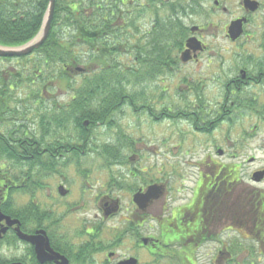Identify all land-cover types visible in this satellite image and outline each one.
Segmentation results:
<instances>
[{
	"label": "flooded vegetation",
	"instance_id": "af4514ba",
	"mask_svg": "<svg viewBox=\"0 0 264 264\" xmlns=\"http://www.w3.org/2000/svg\"><path fill=\"white\" fill-rule=\"evenodd\" d=\"M122 3L130 18L126 25L136 26L130 45L137 44L138 39L144 44L138 52L131 47L130 54H125L131 70L138 71L135 66L141 67L137 75L144 82L143 94L164 83L160 79L162 74L180 77L188 71L189 78L183 76L171 80V84L195 102L178 108L172 119L181 116L187 120L189 115L190 122L186 124L205 140L210 138L211 154L215 152L218 156H236L240 140L264 141V24L256 25L255 33L248 30L252 18L264 12V0H122ZM166 8L176 9L172 16L185 26L182 47L170 55L174 60L167 62L162 46L155 48L152 40L154 19L164 20L170 13ZM196 16L204 17L205 24H192L191 18ZM240 20L242 34L232 40L230 28ZM116 24L121 22L115 19L112 25ZM197 45L194 51L191 46ZM7 58L10 57H0V61L11 60ZM92 68L98 71L100 66L94 64ZM79 69L85 74L89 68L84 64ZM3 82L0 77V87ZM128 87L136 88V83ZM201 95L210 98L198 102ZM136 103L119 102L108 112L112 115L111 138L105 142L109 147L108 164L89 165L88 159L101 157L105 151L99 148L103 143H95L96 131L105 127L104 121L92 124L84 120L81 126L87 132L83 135L76 134L74 124L69 122L60 140L67 143L52 145L49 150L38 149L43 157L56 162L47 171L51 180L44 185L45 192L43 188L26 194L28 203L20 196L14 200L18 214L27 218V222L12 218L18 221V226L7 229L2 245L8 251L13 250V257L1 264H264V192L249 185L245 191L239 165L219 164L208 155L204 156L203 164L196 162L190 166L189 177H182L181 182L175 169L167 170L177 164H148L149 153H158V148L148 144L144 127L149 119L154 123L163 121L166 113L163 109L155 114L146 102L141 106ZM119 108L131 113L132 118L135 116L133 133L122 126L123 118L114 117ZM196 120L201 123H194ZM4 123L0 122L2 134L6 133V127L2 130ZM29 125V136L39 137L37 122ZM18 128L19 136H28L21 132L23 125ZM235 137L239 140H232ZM255 172H264V168ZM253 183H264V175ZM149 189L153 192L151 196ZM7 193V186L3 185L1 204L8 200ZM16 227L31 237V242L21 240ZM226 232L238 236L231 245ZM12 236L15 244L4 243ZM243 240L252 241L255 246H242Z\"/></svg>",
	"mask_w": 264,
	"mask_h": 264
},
{
	"label": "trees",
	"instance_id": "16d2710c",
	"mask_svg": "<svg viewBox=\"0 0 264 264\" xmlns=\"http://www.w3.org/2000/svg\"><path fill=\"white\" fill-rule=\"evenodd\" d=\"M47 5V0H26L22 3L1 0L0 46L18 47L32 40L40 30ZM167 9L170 13L164 16V20L161 17L154 19L155 30L152 34L154 46H162L166 62L173 61L170 55L181 49L185 28L182 22L173 17L177 10ZM126 11L122 0H56L47 38L34 50L35 57L31 60L25 56L20 57L19 60H26V64L13 74L9 73V80L2 83L5 86L0 87V122H6L10 128H7V133H0V183L5 182L7 197L17 190L25 191L21 186H14L18 177H14L13 168L26 167L28 172L35 168L52 170L56 162L52 163L49 157H43L38 149L49 150L55 145L67 143L60 141L61 135L67 131V123L72 122L76 134L80 135L87 132L81 126L84 120L92 124L104 121L105 126L109 127V117L112 115L108 112L113 106L119 102L139 99L134 93L128 94L129 98L126 99L128 86L142 78L137 75L141 67L135 66L138 71L131 70L125 54L131 51V47L138 52L144 48V44L138 39L137 44L130 45L131 32L136 31V26L130 23L126 25L130 21ZM142 14L144 11H141ZM115 19L121 24L113 26ZM138 63L141 65L142 61L138 60ZM84 64L89 68L87 73L81 74L75 70ZM94 64L100 66L98 71H93ZM76 81L80 83L76 85ZM33 85L37 88L31 87ZM61 86L72 93L65 104L55 98L56 89ZM13 93L25 94L24 99H15L14 102L29 105L35 109L34 112H38L34 116L41 133L39 137L29 136L30 128L20 130L28 136H19V125L13 124V119L5 118L7 112L18 113L15 109L17 106L11 104ZM82 145L85 146L84 142ZM99 148L105 150L101 158L108 164V144L103 143ZM2 172L7 176H2ZM28 177L27 174L26 179ZM31 187L33 190L43 189L40 184ZM0 210L11 218L27 222V218L21 217L15 205H11L8 200L0 204ZM4 243L15 244L14 237ZM5 261H0V264Z\"/></svg>",
	"mask_w": 264,
	"mask_h": 264
},
{
	"label": "rangeland",
	"instance_id": "374dc122",
	"mask_svg": "<svg viewBox=\"0 0 264 264\" xmlns=\"http://www.w3.org/2000/svg\"><path fill=\"white\" fill-rule=\"evenodd\" d=\"M191 21H192V24H196V25L205 24L204 17L200 18L196 16L194 18H191ZM260 24H264V12L263 11H261L259 15H255L252 18V23L250 24L248 30L251 33H255L254 28L257 27L256 25H260ZM252 35H255V34H252ZM219 43L223 46L225 45L223 41H219ZM36 56L38 57L37 54ZM27 57L29 60H31L35 57V55H27ZM176 60H178V58H176ZM26 62H27L26 60L22 61L19 59L17 60L11 59L10 61L1 60L0 61V77H3L4 80L7 82L10 77L9 73L13 74L22 65H25ZM39 62H41L40 59H39ZM186 72L183 73V75L180 77L168 76L169 74H162L160 79L164 83L160 84L161 87L159 88L160 86L159 85L157 88H155V91L147 90L145 94H143L144 88L142 87V84H144V82L141 79L138 82H136V88L130 87L129 93L126 94L127 95L126 99L129 98L128 94L134 93L138 95L139 97L138 100H135V99L130 100V101H136L137 102L136 106H141V104L146 102L147 104L146 103L145 104L147 106L149 105L150 109L155 111V114H157L159 110H163V109L166 113L163 121L154 123L152 122V120L149 119L147 122V126L144 127V130L147 131L148 144L157 146L158 148V153H151V152L149 153L148 164L149 163L152 164L154 162H157V163L162 162L165 165H170V164L176 165L177 164L176 167H173V168L170 167L167 170L175 169L176 176L178 177V181L180 179V182H181V180H183L181 179L182 177H186V178L189 177L187 169L190 166H193V164H195L196 162H197L196 164L201 163V162L203 164V162L206 160L204 156L208 155L209 158L212 157V160L219 164L239 165L240 166L239 174L241 177L240 180L245 183L244 184L245 191H248L247 189L248 187L252 188L250 186H253V187L259 188L260 190H262V192H264V183L260 185H257V183L254 184L253 183L254 180L251 176V174L253 175L256 170L264 168V141L263 140H246V139L240 140L237 142L239 146L236 148L239 150L236 156L233 157L231 154H229V156L227 157L224 155L218 156L216 155L215 152L214 154H211V151H210V148L212 147L211 146L212 144L210 143L211 139L209 138L208 141L205 140L204 138L201 137L202 135L194 131L192 126L189 127L186 124V122L187 123L190 122L191 117H189V115L187 116V120L186 118H183L181 116L180 117L175 116L172 119V116L178 113V111H176L178 108L180 109L184 108L185 106H189L195 102L194 98L185 96V93H182L181 90H178L179 88L177 89V87L175 88V86L171 84V80H177L183 76H185L186 78H189L190 75L188 73L190 72H188L187 74ZM79 83H80L79 81H76V85ZM14 90L16 91V89ZM55 93H56L55 98L61 104H65L67 99H69L72 94L71 91L70 90L68 91V89H66L64 86L57 88ZM24 95L25 94L13 93L12 95L13 101L11 102V104L14 106H17L15 109L17 110L18 113L15 114L14 112L12 113L7 112L5 113L6 115L5 118L7 119L14 118V119L19 120L18 122L13 121L12 123L15 125H23L25 129V128H29L28 126H30L29 124L32 121L37 122V118L34 116V114H37L38 112L37 113L34 112L35 109L31 108L29 105H24L21 103L20 105H18L19 103L17 101L14 102L15 99L16 100L24 99L25 98ZM209 98L210 96L201 95L200 97H197V101L198 102L206 101ZM24 106H26L27 108H23ZM39 108L40 107H38V109ZM121 110H122V113H119V111ZM121 110L119 108L117 112L113 114L114 117L115 118L117 117L118 119L123 118L122 126L127 127L129 133H133L134 131L133 129L136 124V121L134 120L135 116L132 118L131 113L127 112L126 114L125 109L123 108ZM140 112H141V109H138V114H140ZM21 114H23V116ZM19 115H21L22 117ZM194 123L200 124L201 122H198L196 120ZM6 125L7 123H5L2 126V130H4L5 127L7 130L8 127ZM109 129L110 128L107 129L106 126L105 127L100 126L95 134L96 135L95 138H97V141H95V143L97 142L105 143L106 140H108V137H110ZM70 132L73 133L74 131H70ZM232 140L236 141V140H239V138L235 137ZM232 142L233 141H231L230 143ZM222 148H224V146H222ZM88 159L90 160L89 165L93 164L94 166H97L99 164H104V160L99 156H94V158L90 156L88 157ZM13 169H15L14 177L16 176L18 177V180L15 184L17 185V187L21 186L25 188V191L21 192L17 190L15 193L9 196L8 201H10L11 205H14V200L19 196L24 198L22 199L23 202L26 201L28 203V198L25 197V195L26 194L30 195L36 191L32 189L31 185L36 186L40 184L44 188L43 192H45V187L47 186V184L50 183L51 179L47 171H43L41 168H35L29 172H28V168L26 167L25 168L23 167L22 169L15 167ZM13 169H11V171ZM203 170L205 171L206 169L204 168ZM27 174L29 177L26 179ZM1 175L7 176V174H3V172L1 173ZM4 184L5 182L0 183V189L2 187L1 185H4ZM246 186L248 187L246 188ZM39 191L41 190H37V192ZM42 199H44V195L42 196ZM225 235H226L225 237L229 239L230 245L232 244L231 241L234 240L235 237L236 238L238 237L232 232H226ZM2 244H3V240L1 238L0 239V261L9 260V258L13 257V252H12L13 250L8 251L6 247H4ZM246 245L253 248V246H255V243H253L252 241L243 240L242 246H246Z\"/></svg>",
	"mask_w": 264,
	"mask_h": 264
},
{
	"label": "water",
	"instance_id": "95a60500",
	"mask_svg": "<svg viewBox=\"0 0 264 264\" xmlns=\"http://www.w3.org/2000/svg\"><path fill=\"white\" fill-rule=\"evenodd\" d=\"M54 5H55V0H48V5L47 9L45 11L42 25L40 27V30L38 34L28 43L19 46V47H13V48H8V47H0V57H21L30 54L34 50L38 49L41 44L44 42L48 35V31L50 28L51 20L53 17L54 13ZM241 33V21H238L236 23H233L231 28H230V34L231 38L234 40L236 39ZM76 71H80V69L76 68ZM85 126L87 122H84ZM264 173H256L254 175V178L256 180H260L261 177L263 176ZM152 190L149 189V195L151 196ZM4 221L5 226L0 224V238L3 234H5L6 230L9 227H12L13 225L18 226V221L11 219L10 217L4 216L1 211H0V223ZM17 236L27 242H31V237L24 235L19 231V228H15Z\"/></svg>",
	"mask_w": 264,
	"mask_h": 264
}]
</instances>
